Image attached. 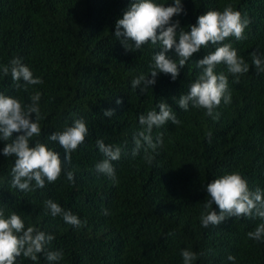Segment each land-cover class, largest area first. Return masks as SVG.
<instances>
[{
	"label": "trees",
	"instance_id": "trees-1",
	"mask_svg": "<svg viewBox=\"0 0 264 264\" xmlns=\"http://www.w3.org/2000/svg\"><path fill=\"white\" fill-rule=\"evenodd\" d=\"M132 2L0 0V66L20 58L34 77L43 80L28 85L25 92L16 89L10 74L0 71V93L24 104L31 103L33 93L41 94V133L34 140L62 160V173L54 183L22 191L12 187L14 157L3 155L5 142L0 141V209L5 216L16 212L25 228L33 226L54 236L36 261L21 255L15 264H184L185 249L196 254L192 264H264V238L247 236L264 223L260 218L230 217L207 228L200 219L208 199L205 185L225 173L238 172L250 190H264V72L252 62L253 52L264 55V0H181L184 11L172 18L187 31L199 15L231 4L250 21L245 39L225 41L249 71L234 76L223 64L215 70L227 75L231 93V103L222 100L216 108L218 119L203 108L190 105L185 111L176 103L201 71L195 63L214 51L211 44L194 53L175 80L159 73L147 91L132 87L139 75L151 78L150 64L159 51L151 42L126 51L115 37L116 21ZM157 2L168 6L173 0ZM167 55L177 59L174 50ZM117 99L122 102L117 104ZM162 101L181 123L153 127V141L162 133L163 145L149 150L153 156L149 163L143 147L132 154L133 136L142 127L139 116L158 111ZM106 109H114V115L105 116ZM78 118L85 121L88 134L68 162L63 148L48 137ZM97 139L122 147L120 158L112 161L118 183L95 168L104 158ZM68 171L74 182L67 180ZM48 199L77 215L81 225L47 213ZM213 208L219 212L215 204ZM48 251H61L63 258L50 262Z\"/></svg>",
	"mask_w": 264,
	"mask_h": 264
},
{
	"label": "clouds",
	"instance_id": "clouds-1",
	"mask_svg": "<svg viewBox=\"0 0 264 264\" xmlns=\"http://www.w3.org/2000/svg\"><path fill=\"white\" fill-rule=\"evenodd\" d=\"M183 11L181 0H173L168 6L157 0H133L123 12L122 18L117 19L114 35L126 51H132L133 47L140 50L149 42L159 46V51L154 54L153 63L150 64L151 78L142 74L131 81L132 87L141 91H147L154 85L159 73L170 75L175 80L180 69L201 47L207 48L209 44L215 46L214 51L208 52L195 63L201 71L189 85L187 94L180 95L176 103L185 111L190 105L203 108L207 115L218 119L219 113L215 110L222 100L225 104L231 103V93L228 91L227 75L223 72L217 74L215 70L218 65L223 64L227 72L234 76L249 71V65L225 41L229 37L245 39L244 31L250 21L242 17L240 11L234 10L231 4H227L222 11L208 10L199 15L196 23L188 25L189 30L186 31L180 27L179 20L173 22L172 19ZM169 50H174L177 59L167 55ZM252 62L258 72H264V55L253 52ZM0 71L5 76L11 75L17 90L23 88L27 92L28 85L43 83L41 78L33 76V72L20 58H12L7 64L0 66ZM21 81L24 82L23 85ZM40 96L39 92L33 93L30 96L31 103L24 104L19 98L0 93V141L5 142L2 153L5 157H14V166L11 169L12 187L22 191L43 188L46 181L54 183L62 173L59 153L49 149L38 139L34 140L41 133ZM121 102V99L116 100L117 104ZM158 109L139 116L142 127L133 136L135 147L132 154L135 156L143 147L144 158L149 163L153 159L149 150L155 151L158 146L163 145L162 133L153 141V127L159 128L168 121L176 125L181 123L168 103L159 102ZM114 111L106 109L104 115L112 117ZM33 113L35 119L32 118ZM87 134L85 121L78 118L70 126L66 125L62 131L53 132L48 139L58 142L65 152L64 160L70 162L71 153L84 143ZM208 135L210 137L211 133ZM96 144L104 157L95 164L96 170L118 183L112 161L120 158L122 147L106 144L102 139H97ZM66 176L68 181L74 182L72 171H68ZM205 187L208 199L203 203L200 217L204 228L209 225L218 226L230 217H258L264 221V190H250L247 181L238 172L225 173L208 182ZM213 204L218 206L219 212L213 208ZM44 207L53 217L61 216L66 223L76 227L81 225L77 215L51 199L44 202ZM104 214L109 213L104 210ZM247 236L253 240L264 238V223H260L255 231L248 232ZM53 239L52 234L36 227L25 228L24 221L16 212L5 216L4 210L0 209V264H15L16 258L21 255L36 261L37 254L44 252L45 246ZM181 255L184 264H192L196 259V254L187 249L182 250ZM46 258L50 262H56L63 258V253L48 251ZM228 259L234 261L235 257L229 255Z\"/></svg>",
	"mask_w": 264,
	"mask_h": 264
}]
</instances>
